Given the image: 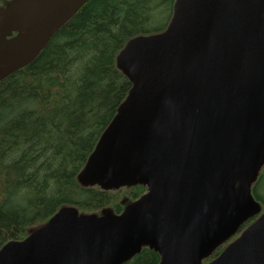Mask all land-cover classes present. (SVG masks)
I'll return each mask as SVG.
<instances>
[{
  "label": "water",
  "instance_id": "water-1",
  "mask_svg": "<svg viewBox=\"0 0 264 264\" xmlns=\"http://www.w3.org/2000/svg\"><path fill=\"white\" fill-rule=\"evenodd\" d=\"M89 0H11L0 7V82L31 64ZM132 87L78 175L103 191L146 192L117 215L63 207L0 264H264V0H175L159 34L117 57Z\"/></svg>",
  "mask_w": 264,
  "mask_h": 264
},
{
  "label": "trees",
  "instance_id": "trees-1",
  "mask_svg": "<svg viewBox=\"0 0 264 264\" xmlns=\"http://www.w3.org/2000/svg\"><path fill=\"white\" fill-rule=\"evenodd\" d=\"M174 3L89 0L31 64L0 82V249L25 239L63 207L119 215L146 192L141 186L86 188L78 175L132 87L117 66L119 53L133 38L164 32ZM252 193L264 211V167ZM159 263L158 253L143 248L125 264Z\"/></svg>",
  "mask_w": 264,
  "mask_h": 264
},
{
  "label": "flooded vegetation",
  "instance_id": "flooded-vegetation-1",
  "mask_svg": "<svg viewBox=\"0 0 264 264\" xmlns=\"http://www.w3.org/2000/svg\"><path fill=\"white\" fill-rule=\"evenodd\" d=\"M11 0H0V6L7 5Z\"/></svg>",
  "mask_w": 264,
  "mask_h": 264
}]
</instances>
